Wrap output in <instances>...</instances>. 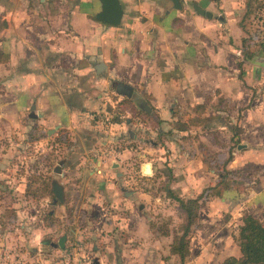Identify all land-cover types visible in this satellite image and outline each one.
Segmentation results:
<instances>
[{
	"label": "crops",
	"instance_id": "0c3cea01",
	"mask_svg": "<svg viewBox=\"0 0 264 264\" xmlns=\"http://www.w3.org/2000/svg\"><path fill=\"white\" fill-rule=\"evenodd\" d=\"M118 1L122 15L113 26L94 18L98 0H0V69H10L5 84L20 89L11 104L17 111L34 106L30 116L43 119L47 107L70 108L65 94L85 108L111 81L145 94L155 118L176 122L177 139L166 145L169 160H183L172 186L177 196L228 184L203 193L182 264L237 258L234 228L244 215L264 213V17L250 18L256 35L243 46L244 0H181L180 9L169 0ZM163 237L118 264H179Z\"/></svg>",
	"mask_w": 264,
	"mask_h": 264
},
{
	"label": "rangeland",
	"instance_id": "374dc122",
	"mask_svg": "<svg viewBox=\"0 0 264 264\" xmlns=\"http://www.w3.org/2000/svg\"><path fill=\"white\" fill-rule=\"evenodd\" d=\"M3 27L0 14V41ZM11 75L0 69V104L7 101L0 107V264H93L99 255L101 264H118L166 231L161 242L169 248L183 222L170 197L183 160H169L166 145L177 139L176 122L139 110L116 81L100 97L92 93L85 108L68 93L69 109L32 117L34 109L11 104L20 90L5 84ZM51 182L62 188L60 203L48 192Z\"/></svg>",
	"mask_w": 264,
	"mask_h": 264
},
{
	"label": "trees",
	"instance_id": "16d2710c",
	"mask_svg": "<svg viewBox=\"0 0 264 264\" xmlns=\"http://www.w3.org/2000/svg\"><path fill=\"white\" fill-rule=\"evenodd\" d=\"M263 9L264 3L262 0H244L243 15L238 22L242 32L245 33V36L241 39L243 46H249L250 41H253L256 35L255 29L251 28L250 18H254L256 14L263 12ZM245 55L249 56L250 52L245 51ZM224 174H227V172L222 170V176ZM227 186V183L219 180L213 188L204 189L202 193L194 198L183 199L171 194L170 197L177 202V209L182 214L183 222L178 228L179 234L172 237L168 250L171 254L178 256L179 264L183 263L188 254L189 235L197 225L199 219V201H203L206 192L210 191L211 193L218 194ZM47 187L52 199L56 203H60L55 199L50 184ZM46 215V217L49 216L48 214ZM164 234L166 235L167 231ZM233 239L238 246L240 256L237 258L228 256L223 259L221 264H264V213L260 217L251 214L244 215L240 219L236 235Z\"/></svg>",
	"mask_w": 264,
	"mask_h": 264
},
{
	"label": "water",
	"instance_id": "95a60500",
	"mask_svg": "<svg viewBox=\"0 0 264 264\" xmlns=\"http://www.w3.org/2000/svg\"><path fill=\"white\" fill-rule=\"evenodd\" d=\"M99 4H100V9L98 12H96L94 14V18L100 22H104L113 26H116L120 23V19H121V15H122V9L120 7L119 1L118 0H98ZM172 4V7L174 9H180L181 5H180V1L181 0H169ZM192 9L199 15L201 16H206V17H211V13L207 10H204L203 8H201L199 5L193 3L191 4ZM121 92L127 96V97H131L135 106L143 111L146 114H149L150 112V107L149 105L145 102V100L143 98H141V96H139L135 91H133L130 86L128 85H123L121 87ZM34 106H31V109H33ZM62 164V160L58 161V166ZM142 172L145 174H149L150 173V166L149 164H143L141 166ZM54 172H58L59 169L56 167L54 170ZM51 190L52 193L55 197V199L58 202H61L63 199V191L61 186L56 183V182H52L51 183ZM63 237L59 238L57 240L58 246L59 248L63 247ZM47 243V242H45ZM96 259V258H94ZM93 264H98L96 260H93Z\"/></svg>",
	"mask_w": 264,
	"mask_h": 264
},
{
	"label": "flooded vegetation",
	"instance_id": "af4514ba",
	"mask_svg": "<svg viewBox=\"0 0 264 264\" xmlns=\"http://www.w3.org/2000/svg\"><path fill=\"white\" fill-rule=\"evenodd\" d=\"M62 163H63V161H62ZM62 165V164H61ZM52 183V182H51ZM51 183H50V186H51ZM53 200V199H52ZM53 202H55L54 200H53Z\"/></svg>",
	"mask_w": 264,
	"mask_h": 264
},
{
	"label": "built area",
	"instance_id": "2783aa9c",
	"mask_svg": "<svg viewBox=\"0 0 264 264\" xmlns=\"http://www.w3.org/2000/svg\"><path fill=\"white\" fill-rule=\"evenodd\" d=\"M55 264H57V263H55Z\"/></svg>",
	"mask_w": 264,
	"mask_h": 264
}]
</instances>
